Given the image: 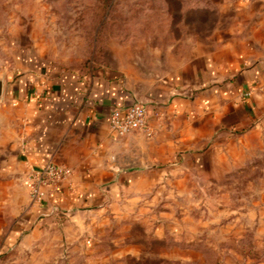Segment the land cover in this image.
<instances>
[{
  "label": "rangeland",
  "instance_id": "rangeland-1",
  "mask_svg": "<svg viewBox=\"0 0 264 264\" xmlns=\"http://www.w3.org/2000/svg\"><path fill=\"white\" fill-rule=\"evenodd\" d=\"M228 13L214 0H0V78L28 50L63 69H113L120 54L159 72L167 57L189 61L225 39ZM163 118L166 137L153 142L150 126L138 134L149 150L193 133V120ZM202 133L168 159L155 151L162 162L138 163L152 179L124 195L132 206L49 211L9 244L16 216L0 189V264H264V147L239 131ZM28 196L23 215L41 209Z\"/></svg>",
  "mask_w": 264,
  "mask_h": 264
},
{
  "label": "crops",
  "instance_id": "crops-1",
  "mask_svg": "<svg viewBox=\"0 0 264 264\" xmlns=\"http://www.w3.org/2000/svg\"><path fill=\"white\" fill-rule=\"evenodd\" d=\"M214 2L230 12L226 38L189 61L169 63L167 57L159 72L144 74L137 59L122 62L120 54L113 69L75 70L58 68L30 50L19 55L14 72L3 78L0 101L1 207L16 216L7 244L49 211L93 215L132 206L121 201L124 195L152 179L138 163L164 161L186 145V138L194 145L203 139V130L217 138L239 131L264 147V0ZM131 100L148 106L153 142L167 136L166 115L193 120V133L178 132L173 144L157 142L156 153L166 158L155 156L138 134L118 137L109 115ZM48 162L66 166L71 174L47 207L23 215L20 209L29 203L25 178Z\"/></svg>",
  "mask_w": 264,
  "mask_h": 264
},
{
  "label": "built area",
  "instance_id": "built-area-1",
  "mask_svg": "<svg viewBox=\"0 0 264 264\" xmlns=\"http://www.w3.org/2000/svg\"><path fill=\"white\" fill-rule=\"evenodd\" d=\"M148 113L146 104L131 100L128 104L112 110L109 115V127L120 138L131 134L150 136ZM70 174L71 171L66 166L53 162H48L39 171L30 172L25 178V183L32 201L42 209L47 207Z\"/></svg>",
  "mask_w": 264,
  "mask_h": 264
},
{
  "label": "water",
  "instance_id": "water-1",
  "mask_svg": "<svg viewBox=\"0 0 264 264\" xmlns=\"http://www.w3.org/2000/svg\"><path fill=\"white\" fill-rule=\"evenodd\" d=\"M3 79L0 78V101L2 100Z\"/></svg>",
  "mask_w": 264,
  "mask_h": 264
}]
</instances>
